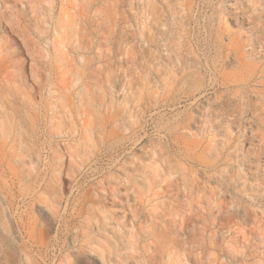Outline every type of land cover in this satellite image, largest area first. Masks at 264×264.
<instances>
[{
  "label": "rangeland",
  "instance_id": "1",
  "mask_svg": "<svg viewBox=\"0 0 264 264\" xmlns=\"http://www.w3.org/2000/svg\"><path fill=\"white\" fill-rule=\"evenodd\" d=\"M0 264H264V0H0Z\"/></svg>",
  "mask_w": 264,
  "mask_h": 264
}]
</instances>
